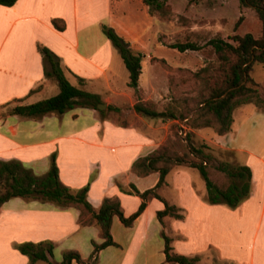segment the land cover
<instances>
[{
  "label": "crops",
  "instance_id": "1",
  "mask_svg": "<svg viewBox=\"0 0 264 264\" xmlns=\"http://www.w3.org/2000/svg\"><path fill=\"white\" fill-rule=\"evenodd\" d=\"M79 1L81 5L78 6V10L77 0H17L12 6L0 5V32L3 34L0 42V105L34 103L45 99L40 97L43 92L53 90L57 86L54 80L44 76L38 44L54 53L61 61L64 72L75 78L86 80L92 69L108 68L113 54L101 34V26L104 22L110 21L111 1ZM139 1L144 8L145 16L150 19L147 7L142 0ZM52 19L63 20L64 29L61 31L55 29L51 23ZM105 72L103 71L102 74L105 75ZM76 116H86L87 124L78 127L73 125L70 129H64L60 121L54 129L55 117L53 118L52 115L40 119H26L15 115L0 118V161L17 160L25 167H31L35 175H40L48 170L50 156L56 150L59 179L63 185L73 191L85 185L87 174L97 166V178L95 177L90 183L87 192L88 201L93 210L97 211L106 197L117 198L120 202V197L110 195L107 190L96 186L98 176L103 170L118 168L121 164L118 155L113 158L103 157L105 149L109 147L104 138L105 134L113 128H120L128 136L135 138L134 147L131 144L122 146L124 149H135L129 154L128 166L136 158L150 153L155 146L138 131L119 126L107 118L101 119L93 109L80 108ZM235 122L232 120L229 133L216 136L213 143L234 153L245 154L246 160L242 165H247L251 170L249 197L232 210L228 207V209L224 208L226 206L221 204L210 205L202 202L197 204L203 217L220 214L227 219L225 221L227 227L228 224L234 226L246 220L251 207L250 202H262L259 218L262 220L264 217V113L250 109ZM246 131H252L258 140L250 143L240 140L236 141L235 145L236 136ZM98 134L100 137H97ZM109 148L111 152L116 153L113 146ZM78 153L80 156L78 164L73 162L63 166L64 161L70 163ZM89 153H92V156H89ZM70 154L74 155L70 156ZM236 163L241 164L238 161ZM131 177L130 185H134L139 192L154 187L158 181L157 172L138 176L131 171ZM144 178H147L148 185L139 188L137 183ZM158 189L156 193L161 197ZM150 198L143 212L130 227L123 226L117 216L112 217L110 231L116 246L102 249L97 255L95 264H175L165 262L164 243L158 242L161 231L166 234L168 219L174 218L166 217L162 226L156 212L164 208V203L158 198ZM140 202L138 196L136 209ZM152 204L154 207L150 211L149 207ZM134 211L122 213L124 216H129ZM89 216V214L85 215L84 218ZM78 217L79 210L73 207L60 209L48 202L12 198L0 207V240L7 231L12 237L18 236L19 241L50 240L61 254L64 250H75L80 254L81 259L86 260L92 251L91 242L101 243L102 239L97 226L94 224L81 226ZM203 217L196 221L197 227H211L220 222ZM210 246L216 254H219L216 245L211 243ZM181 247L184 250L177 251L175 245L172 251L188 257L201 258V255L197 254L202 248L195 242ZM228 260L236 264L241 263L236 256ZM229 261L216 262L233 264ZM71 264L79 263L73 260ZM197 264L205 263L200 259ZM247 264H255L253 254ZM257 264H264V254L259 257Z\"/></svg>",
  "mask_w": 264,
  "mask_h": 264
},
{
  "label": "rangeland",
  "instance_id": "2",
  "mask_svg": "<svg viewBox=\"0 0 264 264\" xmlns=\"http://www.w3.org/2000/svg\"><path fill=\"white\" fill-rule=\"evenodd\" d=\"M110 1V21L104 22L103 25L113 28L118 36L129 43L132 52L142 56V68L137 91L128 86V71L119 53L102 31L101 34L105 37L113 54L108 68L92 69L88 78L86 80L83 78L84 84L79 87L101 94V99L106 106L111 104L118 107L120 111H109L106 118L119 126L138 131L143 137L148 138L151 144L155 146L152 151L165 147L169 154L174 153L181 156L188 154L189 144L195 147L206 144L212 148L210 154L216 161L222 160L234 164L238 161L243 164L246 160L245 154L234 153L213 143L217 136L214 132L213 123L210 126H200L204 120L199 119V109L202 106L200 100L204 91L202 83L196 79L194 72L205 64L214 61L213 51L207 45L208 40L214 36H220L228 41H231L230 38L236 34L251 33L256 38L260 37L262 24L255 11L251 7L242 5L239 0H166L170 14L166 17H160L147 11L151 16L148 19L139 0ZM76 4L78 10V6L81 5L80 1L77 0ZM61 21L60 25L65 27L63 20ZM2 39L3 34L0 32V42ZM175 42H194L200 46V49L179 52L169 47ZM103 71H106L105 75L102 74ZM64 74L71 84L78 86V78L65 72ZM250 76L259 84L258 91L264 99V66L255 63ZM58 90L57 85L53 90L49 89L43 92L40 97H51L58 93ZM9 104L3 110L14 105L13 103ZM134 104L157 112L173 109L177 117L176 119H169L137 114L133 109ZM250 109L259 111V108L252 103L241 105L232 111V120L237 121ZM79 110L80 107H74L62 115H52L53 118L55 117L54 129L60 121L64 129H70L73 125L77 127L86 125V116H76ZM97 137H100V134ZM104 138L109 147H114L116 153L111 152L108 147L105 149L103 157L113 158L118 155L121 164L118 168L103 170L98 176L96 186L107 190L110 195L120 197L119 204L121 203L122 212H132L136 209L138 196L133 192L128 193L131 191L129 189H131L132 177L131 165L128 166L129 160L127 161V159L135 149H124L122 146L126 144L133 146L136 140L120 128H113L108 134H105ZM240 140L250 143L258 139L252 131H246L236 136L235 145L236 141ZM54 153L56 154V150ZM73 155L70 154V156ZM89 156H92V153H89ZM79 157V153L75 154V159H72L70 163L64 161L63 166L73 164V162L78 164ZM86 158L88 157L86 156ZM189 159L197 160L190 153ZM27 168L30 169L31 167L27 166ZM97 171V166H95L93 171L87 174L84 186L90 185L97 176ZM212 173V178L216 181L222 182L224 180L222 174L214 171ZM43 174L44 172L40 175ZM137 184L139 188L146 187L148 180L144 178ZM158 192L169 205H174L179 210L178 212L183 215L182 219H168L165 230L167 236L171 238L170 245L173 248L177 245V251L184 250L181 246H189L195 242L202 248L197 255H201V262L205 264L229 261V258L235 256L241 260V263L238 264H247L251 254L254 256L255 264L259 262V257L264 254V217L262 220L259 218L261 201L250 202L251 207L246 220L243 223H236L234 226L231 224L230 226L228 224V227L225 226L227 219L220 214L216 216L204 215L203 217L197 204H200L199 202L206 204L203 199L206 192L204 181L197 170L185 164L172 166L165 178L164 186L160 187ZM153 207V204L150 205V211ZM202 217L216 222L220 220V222L211 227H197L196 221ZM164 220L166 217L163 218V222ZM19 239L18 236L12 237L9 231L4 233V237L0 240V264H30L29 257L17 251L18 244L28 241H19ZM158 242L163 244L161 238ZM211 243L216 245L219 254L212 250ZM51 260L53 262L61 260V252L54 243ZM232 263L236 264L234 261ZM34 264L49 263L37 261Z\"/></svg>",
  "mask_w": 264,
  "mask_h": 264
},
{
  "label": "trees",
  "instance_id": "3",
  "mask_svg": "<svg viewBox=\"0 0 264 264\" xmlns=\"http://www.w3.org/2000/svg\"><path fill=\"white\" fill-rule=\"evenodd\" d=\"M17 0H0L2 6H12ZM150 14L166 17L170 14V8L166 0H142ZM244 6L251 7L262 24V34L256 38L251 33L234 35L231 41L224 40L220 36L209 39V45L214 54V61L205 64L194 72L196 79L203 85L204 94L200 100L199 119H204L200 126H210L213 123L217 136H223L230 132L232 124V111L234 108L252 103L259 111L264 113V99L260 96L258 87L250 73L255 63L264 66V0H239ZM239 22V21H238ZM237 22V23H238ZM53 27L59 31L64 29L60 25V19H52ZM237 25V24H236ZM101 31L119 53V56L128 71V86L135 91L141 75L142 56L132 52L129 43L116 34L113 28L102 25ZM171 48L184 52L196 51L200 46L194 42H175ZM37 49L42 56L43 72L46 78L54 80L58 85V93L30 104H14L3 110L9 103L0 106V118L7 115H15L26 119H40L47 115H62L74 107L93 109L101 119L106 118L109 111L118 112V107L108 104L106 110H98L97 105L104 103L101 96L82 89L84 79L78 78V86L69 82L64 74L59 58L48 48L38 44ZM137 114L149 117L176 119L177 114L173 109L162 112L150 110L138 104L133 105ZM196 121V120H195ZM124 127V126H123ZM195 127V126H193ZM189 138V136H187ZM212 148L206 144L195 147L189 144L188 154L178 156L169 154L168 149H156L144 156L136 158L131 164V171L138 176H146L150 173H158V181L154 187L139 192L131 184L128 193H135L141 199L137 209L129 216H124L120 209L119 201L106 197L102 200L97 211H94L87 199L89 185L83 186L73 192L64 186L59 179L56 154L49 159L48 170L43 175H35L29 168L17 160L0 161V207L12 198H21L25 201L49 202L60 209L73 207L79 210L78 221L81 226L92 225L98 227L101 243L94 241L92 251L86 260L81 259L75 250H64L59 262L50 260L52 257L53 243L49 240L39 242H23L17 245V251L30 259V264L37 261H45L49 264H71L74 260L79 264H93L98 253L109 246H116L111 236V219L117 216L125 227H130L134 220L143 212L147 200L155 197L164 203V208L156 212L158 221L164 226L163 218L172 217L182 219L174 205H169L155 190L165 183V178L173 165L185 164L197 170L205 184L204 201L210 205H225L229 209L236 208L245 201L251 190V170L247 165L234 164L228 161L218 160L210 154ZM208 151V152H206ZM189 153L197 160L189 159ZM220 173L223 181L218 182L212 178V171ZM90 215L84 218L85 215ZM161 238L164 243L163 253L165 262L175 264H197L200 256H184L174 253L169 238L162 230ZM215 264H225L216 262Z\"/></svg>",
  "mask_w": 264,
  "mask_h": 264
},
{
  "label": "water",
  "instance_id": "4",
  "mask_svg": "<svg viewBox=\"0 0 264 264\" xmlns=\"http://www.w3.org/2000/svg\"><path fill=\"white\" fill-rule=\"evenodd\" d=\"M105 108H106V104L105 103H100V104L97 105V109L98 110H103Z\"/></svg>",
  "mask_w": 264,
  "mask_h": 264
}]
</instances>
